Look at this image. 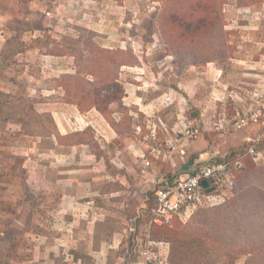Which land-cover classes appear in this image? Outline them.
<instances>
[{
	"label": "rangeland",
	"instance_id": "374dc122",
	"mask_svg": "<svg viewBox=\"0 0 264 264\" xmlns=\"http://www.w3.org/2000/svg\"><path fill=\"white\" fill-rule=\"evenodd\" d=\"M38 2L45 3L46 7L43 6L42 9L35 6L34 9L40 13L36 14L34 10L35 16L32 18V11L27 12V5L21 4L13 18V25H9L5 29L6 33L12 34L13 29L15 31L16 28L17 30L23 28L24 23L41 20L54 36V38L52 37L54 41L51 44V49L55 51V55H58V59L56 57L54 59H39L38 55L25 54V52H22L20 57L6 54L10 65L14 62L13 66L15 67L9 66L10 69L1 71L0 79H3V84L7 86L5 82L8 78L11 80L13 77L18 78V82H20L18 91L16 88L10 89L15 92V95L42 100L51 97H58L64 101L78 100L77 94L81 91L86 93L89 90L90 86L86 80L92 81L100 76V79H107V76L110 75L108 69L111 68V75L118 76L120 83L125 81L133 83V85L128 84V89L132 92V97L137 99L136 92L139 94L142 92L145 95L148 85H154L156 80L159 81L160 79L162 82L167 80L168 85L174 84L175 86L179 81H186L189 75L195 72L192 63H201L204 66L205 62L203 61L211 57L219 64L229 63L233 66L244 65V62L239 63L241 59H256L259 60L260 66L264 67V0H226L222 5L221 24L224 25L227 32L226 40L229 50L222 47L219 36L216 41H212L214 38L211 37L206 40L208 49L203 57H199L196 42L192 44L188 41V48L187 41L182 36L176 34L175 37H172L170 36L171 32L166 33L165 31L164 33L162 17L166 2L164 3L162 0H38ZM180 7L178 6V8ZM29 19L30 21H28ZM220 27V23L215 27L218 34L221 31ZM29 31L26 32L29 33ZM31 38L30 35H27V41H23V43L36 47L37 41H32ZM18 45L16 46L18 47ZM231 56H234L235 60L230 59ZM94 59L96 62L93 61ZM26 60L32 64L26 63ZM199 60L203 61L198 62ZM58 61L61 62L59 64L61 67L53 68ZM122 61L139 66L121 69L119 63ZM42 62H46V66ZM92 71L95 72L94 75L90 74ZM71 73L77 78L68 77L72 75ZM29 74L33 77L29 78ZM38 78L44 82L42 83ZM136 85L139 86V89ZM170 93L177 96L176 92L170 91ZM153 94L154 91L145 97L150 99ZM117 95V91H115L114 96ZM232 95L237 99L238 96L235 92ZM198 96L203 97V93L199 92ZM84 97L88 96L85 95ZM182 102L177 103L176 101L175 105H167L163 109L161 107L155 110H151L149 106L142 111L138 110L135 104L126 106L123 103L120 105L118 102L102 103V107L104 106L108 110L107 115L113 120L119 135L115 145L104 144V139L101 141L96 139L99 136L98 132L93 127H87L84 131L75 132L70 138L61 139L62 145L65 147H58V149H65L71 144L81 143L82 148L91 154L96 152L107 157V153L104 152H108L109 144L114 147V149L112 148L113 151H122L130 142H133L135 144L132 149L134 157L142 159L143 154L140 148H150L151 150V147L162 149L167 145L171 146V134L175 131L176 133L180 132L178 123L179 121L182 123L184 120L181 117L182 113L196 110L194 104L196 102L187 106L183 102V106H181ZM87 106L83 105L82 107L87 109ZM8 107V105H4V108L7 109ZM13 107V114L19 111L22 113L23 108L17 102ZM37 107L38 110H35L42 112L44 117L49 114L44 112L47 106L40 104ZM234 108V101L229 97L224 103L220 102L216 108L212 109V112L220 113V115L232 114ZM187 114L191 116L189 113ZM27 119L23 123L14 120L17 126L27 128V131L22 129L20 133L28 135L27 137L32 139L16 136V134L11 135L6 130V123L0 121V256L4 252V242L14 236L21 240L25 237L22 230L29 227L31 210L36 209V206L32 208L33 202L26 205L28 199L24 194L16 192L20 189L17 187L18 183L13 185L12 182H15L13 177L17 173L19 177L24 174L22 169L17 171L24 159L12 155L8 147L13 144H16L15 147H28L33 141L40 139L39 149L33 153L36 159L41 161L53 159L52 161L59 164L62 159L66 160L59 154L44 153L47 152L48 147L54 145V136L42 138L36 135L39 132L46 133L45 128L49 130L48 132L52 131L55 126L54 119L52 118V122H50L47 118L43 120L35 116L31 126L27 123L29 120ZM206 119L208 124L214 125V121L209 118ZM199 123L201 124L200 121ZM3 130H6L7 133ZM26 132L33 134L29 135ZM171 150L174 149L171 148ZM152 154L157 156L156 151ZM259 156L260 154L257 158ZM91 157L92 155L88 159ZM85 161L87 162L86 157ZM81 162H83L82 159ZM139 163L134 161V167L139 176L148 175L142 168L145 159L140 169ZM2 166L8 170V178L5 177L6 174H3ZM111 171L116 172V170ZM88 172L93 171L83 170L82 174L86 175ZM101 172L102 175H105L103 170ZM137 172L133 171V176ZM117 176L118 174H116ZM19 177L16 178L17 182L20 180ZM117 182V186L115 183H111L112 188L119 189L117 196L125 193L123 188L128 189L125 194L129 199L132 196L133 201L131 205H128L126 212L131 217H135V212L141 206L139 201L148 194L152 197L153 191L146 187L145 193L141 192L143 189H139L140 186H137L133 179L126 187H123L119 181ZM106 191L108 189L103 187L101 192ZM39 203L43 206V201ZM208 213L207 206L195 213L194 210H190L185 218L175 223L173 227L160 230L159 233L164 238L158 239V242L151 240L157 239L150 237L146 229L142 230L140 237L143 239V244L140 249L143 251L144 264H262L261 256L236 258V255L227 254L224 249L204 234L205 231H200L206 228L207 230L218 228V225L212 224ZM39 219L42 220L41 217ZM135 219V224L138 225L136 234L141 229L138 223L139 218ZM196 228L198 229L195 230Z\"/></svg>",
	"mask_w": 264,
	"mask_h": 264
},
{
	"label": "crops",
	"instance_id": "0c3cea01",
	"mask_svg": "<svg viewBox=\"0 0 264 264\" xmlns=\"http://www.w3.org/2000/svg\"><path fill=\"white\" fill-rule=\"evenodd\" d=\"M21 4V0H0V72L10 69L9 66L12 67L14 63L10 65V62L6 60L5 55L8 52L5 48L6 44L15 38L18 30L13 29V33L8 34L5 29L13 25V18ZM35 6L42 9L43 6L46 7L43 2L30 0L27 12L32 11L33 13ZM35 13L40 12L38 13L36 9ZM31 15V18L35 16L34 13ZM44 29L30 30L29 33L25 31L22 41H27V35L32 37V41H37L45 32L54 38L51 30L45 26ZM21 53L14 54V56L20 57ZM29 53L34 56L38 55L39 59H54L55 57L58 59V55L51 54L47 48H40L38 45L36 47L29 45L25 54ZM233 57L231 56L230 59L235 60ZM240 62L245 64L235 66L229 63L219 64L215 59L205 62L204 66L201 63H192L195 72L190 74L186 81H179L175 86L174 84L168 85L167 80L165 82L160 79L156 80L154 85H148L145 95L142 92L140 94L136 92L137 99L132 97V92L128 89V84L133 85V83L121 82L124 88L123 105L135 104L141 111L149 106L151 110L161 107L163 109L167 105H175L176 101L177 103L183 101L186 106L196 102L194 103L196 110L182 113L181 117L184 120L178 123L180 132L175 131L171 134L170 147L173 148L172 145L175 143L174 150H171L168 145L162 149L158 147H151V150L140 148L142 157L145 159L143 166L144 159L134 157L132 149L135 144L133 142H130L122 151L112 150L114 147L111 144L115 145L116 139L119 138L118 132L97 108L93 107L82 112L76 104L58 97L38 99L36 109L38 110L37 105L40 104L47 106L44 112L51 115L62 136L93 127L99 135L96 139L100 141L104 139V144H111L108 146V152H104L108 155L106 157L96 152L91 154L80 144H71L65 149H58L65 145H59L56 139H53L54 145L48 147L47 152L44 153L59 154L66 158V160L62 159L60 164L52 161L53 159L41 161L34 157L33 153L39 149L40 139L33 141L28 147H15L16 144L8 147L12 155L24 159L17 170L22 169L24 174L19 177L17 173L13 177L15 178L13 185L18 183L17 187L20 189L16 192L24 194L28 199L26 205L33 202L32 208L36 206V209L31 210L29 227L22 230L25 239L23 238L19 243L16 257L10 260V264H144L143 251L140 249L143 244V239L140 237L142 230L146 229L151 237L153 226H170L159 225L151 220L150 210L154 205L155 190L160 188L163 181L171 180L175 176H184L203 163L212 160H232L237 154L244 155L242 159L244 168L236 172L238 193L254 190V197L261 200L255 218L261 222V228H264V148H261L264 147V119L221 131L214 130L213 125L208 124L206 119L212 120L216 117L214 120H218L223 116L236 117V115H243L257 109L263 103L264 67L260 66L259 60L256 59H241ZM26 63L32 64L29 60H26ZM42 63L46 66V62ZM60 63L58 61L53 68L61 67ZM127 68H133V66L125 65L121 69ZM31 77L33 76L29 74V78ZM12 79L8 78L5 82L7 86L3 84V79H0V91L12 94L15 92L10 89L16 88L18 91L20 82L18 78L13 77ZM39 81L44 82L41 79ZM136 86L139 89V86ZM152 90L154 91L153 96L147 99L145 96L153 92ZM170 91L176 92L177 96L172 95ZM199 92L203 93V97L198 96ZM234 92L238 96L237 99L232 95ZM229 97L233 99L235 106L232 114L220 115V113L212 112V109L216 108L220 102L224 103ZM3 122L6 123V130L11 135L28 136L20 133L22 128L15 124V120ZM188 125H194L198 130V134L193 139L182 133ZM250 148H254L258 155L260 154L259 158H257L258 155H245ZM154 151L157 152V156L152 154ZM90 155L92 157L88 159ZM85 157L87 162H84ZM134 161L140 162L139 169L142 166L143 171L148 175L139 176L134 167ZM2 168L3 174H6L5 177L8 178V170L3 166ZM83 170L93 172L84 175ZM102 170L105 175H102ZM111 170H116V172L113 173ZM133 171L137 172L134 176ZM116 174H118L117 177ZM17 176L20 179L18 182ZM122 178L124 180H121ZM132 179L135 180L137 186H140L139 189H143L141 192L145 193V188L148 187L154 193L152 197L150 194L144 198L141 196L143 199L139 201L141 206L135 212V217H131L126 212L128 205H131L133 201L132 196L129 199L125 194L128 189L123 188L125 193L117 196L119 189L112 188L111 185L113 182L117 186V181H119L123 187H126ZM103 187L108 191L101 192ZM226 195L227 193L224 196L212 193L210 201L206 204L209 207L222 204L227 198ZM41 201H43V206L39 203ZM187 213L181 215V219L185 218ZM137 217L141 230L135 234L138 228L135 224ZM253 247L264 248V241L257 242ZM255 256L260 255L252 253L237 255L236 258H256Z\"/></svg>",
	"mask_w": 264,
	"mask_h": 264
},
{
	"label": "trees",
	"instance_id": "16d2710c",
	"mask_svg": "<svg viewBox=\"0 0 264 264\" xmlns=\"http://www.w3.org/2000/svg\"><path fill=\"white\" fill-rule=\"evenodd\" d=\"M30 0H21L22 4L28 6ZM166 2L164 8V15L162 17V25L164 28V33L171 32L172 37H175L176 34L182 36L187 41V47L189 48V43L196 42L197 52L199 51V57H203L205 51L208 49L206 40L213 37L212 41H216L218 36L222 42V47H225L229 50V46L226 40V30L224 25L221 24L222 21V5L225 1L221 0H162ZM221 1V2H220ZM223 2V3H222ZM178 6H181L178 8ZM220 12V14H219ZM38 22V23H37ZM32 21L24 23L23 28H19L15 38L6 44L5 50L8 52V55H14L20 52H25L28 48V45L23 43L22 35L25 31L28 30H45L42 21ZM220 23L221 31H216L215 27ZM67 37V35H65ZM187 38V39H186ZM53 38L48 32H45L42 37H39L37 40V45L40 48H47V51L51 54H55L54 50L51 49L50 45L53 42ZM17 44L18 47L16 46ZM201 53V54H200ZM201 55V56H200ZM7 60V59H6ZM90 60V59H89ZM209 60H214V58H208L205 61L199 60L198 62H207ZM96 62V60H93ZM91 62V60H90ZM130 65L126 61L119 63V66ZM135 66V65H132ZM108 69V68H107ZM110 75L106 78L100 79L94 78L91 80H86L87 84L90 86L88 91L84 93L81 91L77 94L78 100H68L72 104H76L79 109L84 112L90 108H97L112 124L115 128L113 120L107 115V109L103 106L102 103L107 104L112 102H118L122 104V97L124 95L123 85L118 81V76L111 75L112 69H108ZM97 72V71H96ZM72 74V73H71ZM94 75L95 72H90ZM114 74V73H113ZM73 75V74H72ZM69 75L68 77L74 79L77 78L76 75ZM105 77V76H104ZM117 91V96H114V92ZM106 92V93H105ZM121 93V96H120ZM90 94V95H89ZM87 95L88 97H84ZM87 98V99H85ZM21 107L22 113L16 112L13 114L12 108L15 103ZM39 102L36 98H30L28 96L15 95L12 93H6L0 91V121H9V120H18L20 122H25L31 126L33 117H38L40 119L47 118L52 122V117L50 114H47L44 117L43 114L37 112L35 109L36 103ZM87 103V104H84ZM4 105L9 107L6 109ZM83 105H88L87 109L83 108ZM54 124V123H53ZM23 131H27V128H22ZM46 133L39 132L36 133L37 136L42 138H49L54 136L59 145L62 144L61 139L70 138L73 134L67 136H62L56 125L52 131L48 132L47 128L44 129ZM29 135L33 133L26 132ZM50 135H49V134ZM120 133V132H119ZM81 144V143H78ZM77 144V145H78ZM264 148V147H261ZM14 157V156H12ZM17 158V157H14ZM251 166V164H250ZM239 179V177L237 178ZM238 180L235 182L233 189L229 190L226 195V200L222 204L216 206H209L204 203L195 208L194 213L203 209L205 206L209 210V219L212 220V224L218 225L216 230H200L205 231L204 234L208 236L210 240H213L218 244L222 249L226 251L227 254L233 255H248L255 253L260 255L263 259L262 264H264V248L253 247L259 241H264V228H261V222L256 220L257 209H259V198L254 197V190H246L242 193H238ZM237 194V195H236ZM236 195V198H235ZM181 216H176L170 226H153L151 229V237L155 239L164 238L159 231L162 229H170L177 223L182 220ZM196 228L195 230H197ZM21 239L12 237L3 246L4 252L1 255L0 264H10V260L13 257H16L17 249Z\"/></svg>",
	"mask_w": 264,
	"mask_h": 264
},
{
	"label": "built area",
	"instance_id": "2783aa9c",
	"mask_svg": "<svg viewBox=\"0 0 264 264\" xmlns=\"http://www.w3.org/2000/svg\"><path fill=\"white\" fill-rule=\"evenodd\" d=\"M216 118V117H215ZM214 121L213 128L221 131L230 127H240L250 122L264 119V100L255 110L243 115L228 118L223 116ZM183 135L193 139L198 134L194 125H188L182 132ZM176 147L175 143L172 145ZM257 156L258 152L250 148L245 154ZM243 154H237L232 160H212L203 163L184 176H175L171 180L163 181V184L155 190L154 205L151 212V220L159 225H172L174 218L184 215L190 210L210 201L212 193L224 196L233 189L236 182V172L244 168ZM207 182V186L204 185ZM213 188L210 193L207 189Z\"/></svg>",
	"mask_w": 264,
	"mask_h": 264
},
{
	"label": "water",
	"instance_id": "95a60500",
	"mask_svg": "<svg viewBox=\"0 0 264 264\" xmlns=\"http://www.w3.org/2000/svg\"><path fill=\"white\" fill-rule=\"evenodd\" d=\"M204 185H205V186L208 185L206 181H204ZM213 190H214L213 188H209V189H207V192L210 193V192H212Z\"/></svg>",
	"mask_w": 264,
	"mask_h": 264
}]
</instances>
